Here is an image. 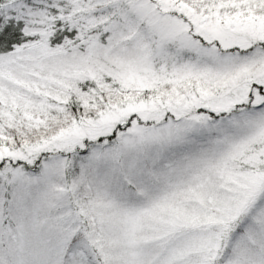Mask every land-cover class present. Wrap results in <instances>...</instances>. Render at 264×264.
<instances>
[{"label": "snow or ice", "instance_id": "snow-or-ice-1", "mask_svg": "<svg viewBox=\"0 0 264 264\" xmlns=\"http://www.w3.org/2000/svg\"><path fill=\"white\" fill-rule=\"evenodd\" d=\"M0 264H264V0H0Z\"/></svg>", "mask_w": 264, "mask_h": 264}]
</instances>
